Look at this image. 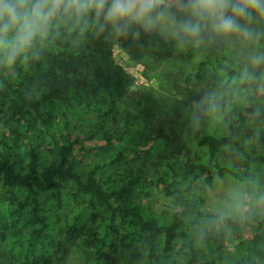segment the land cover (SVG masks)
Instances as JSON below:
<instances>
[{
    "label": "trees",
    "instance_id": "16d2710c",
    "mask_svg": "<svg viewBox=\"0 0 264 264\" xmlns=\"http://www.w3.org/2000/svg\"><path fill=\"white\" fill-rule=\"evenodd\" d=\"M249 26L247 49L264 52V20ZM134 31L138 38L100 32L91 18L60 19L13 63L0 55V194L8 200L0 264H65L74 246L85 264H264V235L240 237L264 227V90L240 80L250 57L210 40L179 46ZM114 45L197 59L175 91L194 102L216 98V112L200 111L215 127L191 126L199 153L160 95L115 63ZM207 66L214 78H205ZM224 146L239 164L219 161ZM86 153L88 163L77 157ZM224 174L242 180L249 197L238 222L202 212L193 190ZM154 190L169 199L160 215L144 202ZM234 225L239 241L229 250L226 226Z\"/></svg>",
    "mask_w": 264,
    "mask_h": 264
},
{
    "label": "clouds",
    "instance_id": "9594fccd",
    "mask_svg": "<svg viewBox=\"0 0 264 264\" xmlns=\"http://www.w3.org/2000/svg\"><path fill=\"white\" fill-rule=\"evenodd\" d=\"M257 17L264 20V0H0V55L9 64L42 39L50 26L60 19L77 21L91 18L100 32L116 36L132 33H157L179 46L200 45L216 38L255 37L249 26ZM250 67L241 71L240 80L259 84L264 90V52L250 57ZM196 112L218 110L216 98L202 97L194 104ZM193 122L200 117L193 115ZM229 209L242 208L239 194H233ZM228 211L221 214L226 217Z\"/></svg>",
    "mask_w": 264,
    "mask_h": 264
},
{
    "label": "rangeland",
    "instance_id": "374dc122",
    "mask_svg": "<svg viewBox=\"0 0 264 264\" xmlns=\"http://www.w3.org/2000/svg\"><path fill=\"white\" fill-rule=\"evenodd\" d=\"M210 43L216 47L236 49L239 53L245 54L244 56L248 54L251 57L253 54L258 53L247 49L244 38L239 36H233L230 39L216 38L210 40ZM112 57L115 63L134 76L136 84L150 88L151 90L153 89L155 93L160 95L166 106L171 109V112L177 117L178 121L186 128V137L193 147L192 150L199 153V148L194 146L199 134L197 129L191 127L195 124L192 119L193 115H199L200 123L198 124V128L206 133L210 132L216 124L206 118L203 113L196 112L194 108L195 102L193 100L185 98L175 91V80L177 79L178 81L182 77L181 75L185 73L194 72L197 67V59L181 60L176 56L157 58L147 47L137 49L133 53H127L116 45L112 48ZM204 73L207 79L215 77V72L209 66H207ZM218 155L220 162L239 164L237 153L232 146L222 147ZM77 157L84 163H88L92 160L93 153L79 154ZM153 162H155V159H151V162H148V166L151 167ZM193 190L203 198L200 206L202 212L221 215L222 212L228 211L229 214L226 217L231 218L234 222H238L242 218L244 203L249 198L244 182L228 174L215 176L210 186L199 180L194 184ZM233 194H239V198L242 201L243 206L239 210L235 208L229 209L228 207L232 203L231 197ZM146 200L148 206L156 215H160L169 204V199L157 190H154L144 202ZM7 208L8 200L0 194V211L6 212ZM226 228L230 233L228 247L229 250H232L237 247L236 243L239 241V239L234 238L238 228L235 225L226 226ZM240 234L242 238H251L254 234L263 236L264 227L255 233L252 231H240ZM258 245L264 246V241H258ZM65 264H85L84 255L79 246L72 248Z\"/></svg>",
    "mask_w": 264,
    "mask_h": 264
}]
</instances>
